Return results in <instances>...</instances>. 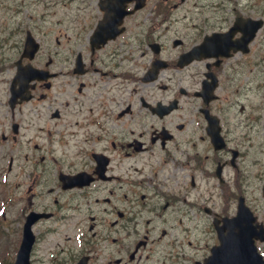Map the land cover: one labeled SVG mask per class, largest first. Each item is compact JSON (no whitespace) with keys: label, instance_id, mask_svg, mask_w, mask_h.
<instances>
[{"label":"flooded vegetation","instance_id":"obj_1","mask_svg":"<svg viewBox=\"0 0 264 264\" xmlns=\"http://www.w3.org/2000/svg\"><path fill=\"white\" fill-rule=\"evenodd\" d=\"M257 1L0 0L3 223L17 206L20 244L30 222V264L210 254L239 180L232 96L248 94L264 47ZM44 129L49 163L34 138ZM216 194L219 207L205 200ZM201 213L214 231L202 255L192 239ZM58 231L64 241L48 245Z\"/></svg>","mask_w":264,"mask_h":264},{"label":"rangeland","instance_id":"obj_2","mask_svg":"<svg viewBox=\"0 0 264 264\" xmlns=\"http://www.w3.org/2000/svg\"><path fill=\"white\" fill-rule=\"evenodd\" d=\"M251 3V2H250ZM257 4L264 6V0H258ZM257 64L254 68L247 69L248 76L244 80L245 83L241 86L243 92L237 97L232 96V101L235 99H240L235 102L232 107V116L230 120V128L233 130V137L236 138L237 147H239L241 154L238 159V183L235 181V175L233 174V189L239 190L242 194L246 203L251 207L254 213L257 215L258 219L264 223V164L258 160H250L251 147L255 146L249 145V143H255L256 140L260 141V148L264 149V95H258L256 91V86L264 83V47L259 48L257 51ZM255 54V55H256ZM257 75V81H253L252 77ZM264 88V87H263ZM255 90V91H254ZM254 91V92H253ZM260 96V97H259ZM41 118H37V124L42 122ZM35 141H38V153L41 157L44 156L46 163H49V158L51 157V135L46 131V129L39 131L34 135ZM201 147V152L204 151ZM234 173V170H231ZM204 184V182H202ZM219 191V188L217 189ZM2 186L0 183V197H2ZM217 196L211 198L209 196L205 197L216 202L218 207L221 203V198ZM232 213H235L237 208L238 197L235 195L232 197ZM5 208L0 206V216L4 212ZM18 207L7 209V217L10 220L8 223H3L0 225V264H13L16 251L18 248V243L16 245V235L18 223L15 221L17 216ZM201 218L200 225L198 228L193 230L192 239L194 242L201 246V255L205 252V243L209 242L210 239L214 237V231L209 225V216L201 213L198 215ZM208 227L210 230L205 232L202 228ZM62 231L61 233H63ZM6 233V234H5ZM59 231L54 235L50 236L49 244L54 245L58 240H60ZM60 241H64L62 238ZM260 251L264 254V242H258ZM40 256L45 254L40 251L38 253ZM50 257H52L50 255Z\"/></svg>","mask_w":264,"mask_h":264},{"label":"water","instance_id":"obj_3","mask_svg":"<svg viewBox=\"0 0 264 264\" xmlns=\"http://www.w3.org/2000/svg\"><path fill=\"white\" fill-rule=\"evenodd\" d=\"M255 219L241 197L237 215L230 219L227 233H220V245L213 249L204 264H264L255 245V238L264 240V226L254 223ZM31 246L29 234L19 249L15 264H29Z\"/></svg>","mask_w":264,"mask_h":264},{"label":"bare ground","instance_id":"obj_4","mask_svg":"<svg viewBox=\"0 0 264 264\" xmlns=\"http://www.w3.org/2000/svg\"><path fill=\"white\" fill-rule=\"evenodd\" d=\"M253 144H255V146L251 147L250 160H258L264 164V149L260 148V141L256 140L255 143H249V145Z\"/></svg>","mask_w":264,"mask_h":264}]
</instances>
